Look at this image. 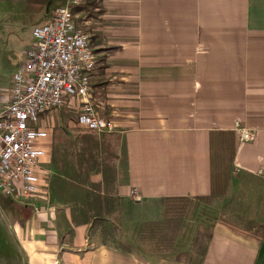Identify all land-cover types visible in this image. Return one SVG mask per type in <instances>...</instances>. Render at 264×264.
Listing matches in <instances>:
<instances>
[{"label": "crops", "instance_id": "0c3cea01", "mask_svg": "<svg viewBox=\"0 0 264 264\" xmlns=\"http://www.w3.org/2000/svg\"><path fill=\"white\" fill-rule=\"evenodd\" d=\"M95 1L76 16L98 58L97 111L119 137L115 212L128 241L156 222L157 202L213 197L222 210L198 262L104 242L52 192L48 136L41 190L28 201L0 193V264H264V0ZM11 87L12 77L0 106Z\"/></svg>", "mask_w": 264, "mask_h": 264}, {"label": "built area", "instance_id": "2783aa9c", "mask_svg": "<svg viewBox=\"0 0 264 264\" xmlns=\"http://www.w3.org/2000/svg\"><path fill=\"white\" fill-rule=\"evenodd\" d=\"M83 2L66 0L48 24L33 30L34 42L12 77L8 101L0 106V193L14 201H28L41 190L45 149L40 142L48 137L40 126L44 114L76 100L81 127L97 135L114 131L113 123L100 117L92 96L98 58L72 12ZM237 132L242 142L254 139L249 129ZM132 197L141 200L137 191Z\"/></svg>", "mask_w": 264, "mask_h": 264}, {"label": "rangeland", "instance_id": "374dc122", "mask_svg": "<svg viewBox=\"0 0 264 264\" xmlns=\"http://www.w3.org/2000/svg\"><path fill=\"white\" fill-rule=\"evenodd\" d=\"M94 1L90 0L93 9L96 2ZM58 4H60L59 0H0V99L7 95L11 77L24 63V52L26 47L32 44L33 30L35 27L48 23L49 16ZM91 8L89 10H92ZM93 11H91L92 14ZM79 20V16H76L79 28L88 33L82 27L83 25H79ZM72 101L74 102L71 103ZM72 101L68 106L47 112L41 118L40 126L48 132L51 145H53L55 130H60L64 137L71 140L83 131H87L78 124L79 106L76 100ZM2 197L0 194V206L4 200ZM219 201L211 197L170 200L160 204L157 202L150 207H157L159 211L162 208L160 216L152 225L142 223L131 238L133 242L128 241V235L121 229L118 208L111 217L116 223L111 227L113 231L107 239L103 238V240L152 253L175 254L180 261L198 262L209 239L211 226L220 215L219 209L222 210ZM145 211L148 210L145 209ZM1 224L0 218V241L5 238Z\"/></svg>", "mask_w": 264, "mask_h": 264}, {"label": "trees", "instance_id": "16d2710c", "mask_svg": "<svg viewBox=\"0 0 264 264\" xmlns=\"http://www.w3.org/2000/svg\"><path fill=\"white\" fill-rule=\"evenodd\" d=\"M91 7L88 0L73 7L72 12L85 14ZM53 140L51 162L55 177L52 192L59 196L58 201L72 202V208H77L85 221L101 227L107 239L113 231L112 225H107L119 201L114 196L119 137L108 134L99 137L87 130L71 140L64 137L60 130H55ZM96 175H101L100 182L92 181ZM66 190L73 198L63 197Z\"/></svg>", "mask_w": 264, "mask_h": 264}]
</instances>
